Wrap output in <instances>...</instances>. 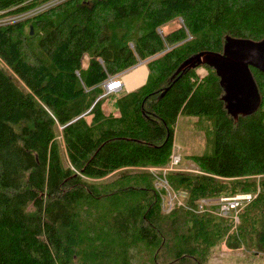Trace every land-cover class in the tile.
<instances>
[{"label":"trees","instance_id":"obj_1","mask_svg":"<svg viewBox=\"0 0 264 264\" xmlns=\"http://www.w3.org/2000/svg\"><path fill=\"white\" fill-rule=\"evenodd\" d=\"M46 1L0 0L1 16ZM231 39H264V0H66L0 26V264H206L226 237L264 250V71L251 67L258 104L235 115L215 67ZM151 57L106 113L105 81ZM180 115L209 146L189 156L202 173L167 175L187 202L257 193L233 233L230 218L164 212L149 170L100 179L167 164Z\"/></svg>","mask_w":264,"mask_h":264},{"label":"rangeland","instance_id":"obj_2","mask_svg":"<svg viewBox=\"0 0 264 264\" xmlns=\"http://www.w3.org/2000/svg\"><path fill=\"white\" fill-rule=\"evenodd\" d=\"M14 22H17V21H14ZM14 22H11V23H14ZM181 24H182V19L177 18L167 23L166 25H163L162 27H160L159 32L161 34H166L169 31L179 27ZM3 25H7V24H2L0 26H3ZM152 58L153 57L142 60L138 64H141V65L147 64V62L151 60ZM87 62H88V56H85L83 60V65L84 66L87 65ZM199 70L202 72H200ZM198 72L201 73L202 75V73L206 74L207 71L205 68L200 67L198 68ZM230 79H231V73H227V72L222 73V80L227 89L226 98L229 101L228 105L230 107L231 112L237 115L240 112H246V111H249L250 108H254L259 102L258 99H255L254 101L250 102V107H247L246 104L240 100H236L234 104L232 103V98L234 97L232 95L236 94L237 91L230 90L229 88L230 81H231ZM123 92L124 91L120 90L119 92L111 93L109 97H107L108 99V105L106 106L107 112L113 113L114 108L116 107V98ZM197 120L198 118L195 116L180 115L176 123L175 142H174L173 151L181 154V162H180L179 167L182 169L181 170L182 172L202 173L198 165L189 156L193 154H203L205 151L209 149V146L207 145L206 134L204 130H201L197 127ZM153 166L155 165L148 164V165H140V166H135V167L124 168L122 170H119V171L117 170L115 172H112L100 179L104 180L105 182H108L112 179V177L117 176L121 174L122 172L148 171L149 167H153ZM170 186L172 187L174 191L177 190L179 192H186L188 194L187 190L185 189H176L171 185V183H170ZM164 196H165V192L163 195V201H164ZM211 197H217V196H211ZM164 212L167 213L168 211L164 210ZM239 222H240V219H239ZM233 227H234V224H233ZM234 230L235 228H232L229 233H233ZM226 238L220 241L215 247L211 249L209 253V258L206 264H264V250L263 249H259L256 247L247 249L245 245L230 246ZM133 260H134V264H138L140 261L138 257H134Z\"/></svg>","mask_w":264,"mask_h":264},{"label":"built area","instance_id":"obj_3","mask_svg":"<svg viewBox=\"0 0 264 264\" xmlns=\"http://www.w3.org/2000/svg\"><path fill=\"white\" fill-rule=\"evenodd\" d=\"M64 0H47L44 3L37 5L34 8L28 9L23 12L2 15L6 10H0V25L11 23L14 21H21L28 19L33 15H36ZM13 18V19H11ZM124 87L123 76L118 74L110 77L105 85V94L117 92ZM181 162V154L172 151L169 162L161 166L149 167V171L155 177V185L158 189L163 191L164 201L162 207L165 211L170 212L176 207L191 208L196 212H209L220 217L230 218L233 221L234 227L236 228L239 223V213L241 209L249 203L253 198L256 197L257 193L252 192H240L234 195H219L217 197H202L195 201L194 205L187 202L188 194L186 192L174 191L170 186L168 180V173L171 171H181L179 167Z\"/></svg>","mask_w":264,"mask_h":264},{"label":"water","instance_id":"obj_4","mask_svg":"<svg viewBox=\"0 0 264 264\" xmlns=\"http://www.w3.org/2000/svg\"><path fill=\"white\" fill-rule=\"evenodd\" d=\"M230 46L232 49L230 54L222 56V58L216 62L215 67L222 72L231 73L229 88L232 91H237V95L234 94L232 95L234 97H231L232 103L234 104L236 100H240L243 101L247 107H250V102L258 99V89L252 76L250 66L264 71V39L260 41L231 39ZM202 55V52L198 54L199 60H201ZM246 55H248L249 58L246 60L245 64L242 65L241 59ZM194 57L195 56L189 58L186 62H189ZM238 60H240V62Z\"/></svg>","mask_w":264,"mask_h":264},{"label":"crops","instance_id":"obj_5","mask_svg":"<svg viewBox=\"0 0 264 264\" xmlns=\"http://www.w3.org/2000/svg\"><path fill=\"white\" fill-rule=\"evenodd\" d=\"M200 72H202V71H200ZM199 74L201 75V73H199ZM203 74H205V73H202V75ZM122 76H123V80H124V88L122 89V91H124L123 93L131 91L133 89H136L137 87L143 85L147 80V76H148L147 64H142V65L138 64L135 67L131 68L130 70L122 72ZM133 84H134V86L131 87V85H133ZM107 97H109V96H107ZM107 105H108V99L104 102L103 108H104V111L106 113H109L106 111ZM113 113L115 115L119 114V110L117 109V107L114 108Z\"/></svg>","mask_w":264,"mask_h":264},{"label":"flooded vegetation","instance_id":"obj_6","mask_svg":"<svg viewBox=\"0 0 264 264\" xmlns=\"http://www.w3.org/2000/svg\"><path fill=\"white\" fill-rule=\"evenodd\" d=\"M249 58V56L248 55H246L243 59H241V58H239V59H241V63H242V65H244L245 64V62H246V60ZM239 62H240V60H238ZM250 62H251V59H250ZM251 67H254V66H250V68Z\"/></svg>","mask_w":264,"mask_h":264},{"label":"bare ground","instance_id":"obj_7","mask_svg":"<svg viewBox=\"0 0 264 264\" xmlns=\"http://www.w3.org/2000/svg\"><path fill=\"white\" fill-rule=\"evenodd\" d=\"M105 83H106V81H105ZM105 83H104V85H105ZM104 85H103V87H104ZM132 86H134V84L131 85V87H132ZM112 93H114V92H112ZM110 94H111V93H109V94H105V88H104V95H105V96H109Z\"/></svg>","mask_w":264,"mask_h":264}]
</instances>
